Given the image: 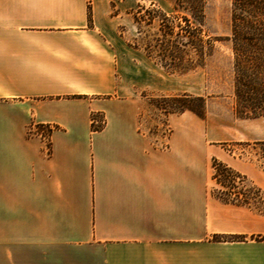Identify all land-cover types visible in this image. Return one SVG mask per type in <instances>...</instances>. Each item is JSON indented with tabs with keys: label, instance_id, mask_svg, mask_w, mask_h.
I'll list each match as a JSON object with an SVG mask.
<instances>
[{
	"label": "crops",
	"instance_id": "0c3cea01",
	"mask_svg": "<svg viewBox=\"0 0 264 264\" xmlns=\"http://www.w3.org/2000/svg\"><path fill=\"white\" fill-rule=\"evenodd\" d=\"M120 15L121 0H0V264H264V210L207 187L213 157L263 197L264 174L185 114L149 142L119 94Z\"/></svg>",
	"mask_w": 264,
	"mask_h": 264
},
{
	"label": "rangeland",
	"instance_id": "374dc122",
	"mask_svg": "<svg viewBox=\"0 0 264 264\" xmlns=\"http://www.w3.org/2000/svg\"><path fill=\"white\" fill-rule=\"evenodd\" d=\"M204 1L201 24L192 21L201 31L195 33L199 36L192 48L183 19L189 13L181 7L174 10V0H121L116 32L124 48L121 82L127 86L119 94L122 100L135 101L138 127L152 145L165 147L177 119L185 114V126L198 129L205 143L214 145L228 161L251 164L264 174V117L244 119L234 111L231 0ZM118 10L112 8V13ZM184 95L203 99L193 103L204 112L203 117L189 110L173 112L184 104L173 98ZM103 126V117L93 115L91 130ZM50 131L41 125L31 134H38L48 144ZM220 164L231 172H216ZM209 178V192L222 202L255 212L264 210L261 191L227 162L211 158Z\"/></svg>",
	"mask_w": 264,
	"mask_h": 264
},
{
	"label": "trees",
	"instance_id": "16d2710c",
	"mask_svg": "<svg viewBox=\"0 0 264 264\" xmlns=\"http://www.w3.org/2000/svg\"><path fill=\"white\" fill-rule=\"evenodd\" d=\"M180 7L189 13V16H184L183 19L189 28L188 38L193 48V40L199 36L195 33L201 31L192 21H195L197 25L201 24V18H204L205 1L174 0L173 9ZM199 13H201L200 16ZM88 20L91 21L90 12ZM230 20L229 40L233 56L235 114L244 119L264 117V0H231ZM208 41L210 40L208 39ZM202 47L204 48V45ZM210 48L208 46L207 49ZM173 100H184L183 105L172 109L173 112L189 110L199 117L204 116V112L193 104L196 101L203 102L202 98L184 95L183 97L173 98ZM217 167L216 172L218 173L231 172L224 165L220 164ZM254 238L264 240V236ZM215 239L240 240L242 238L238 236H217Z\"/></svg>",
	"mask_w": 264,
	"mask_h": 264
}]
</instances>
